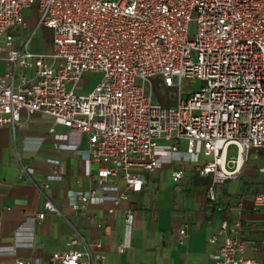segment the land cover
<instances>
[{
	"label": "built area",
	"instance_id": "2783aa9c",
	"mask_svg": "<svg viewBox=\"0 0 264 264\" xmlns=\"http://www.w3.org/2000/svg\"><path fill=\"white\" fill-rule=\"evenodd\" d=\"M28 9H36L37 23L24 38L19 32L28 29ZM40 28L52 30L50 52L29 50ZM1 61L0 127L15 128L23 111L38 112L53 118L51 132L63 125L88 135L99 187L79 194L75 211L99 191L114 192L115 205L128 201L159 167L160 153L179 152L182 143L195 171L213 178L210 201L216 200L214 184L234 176L250 151L264 152V0H0ZM88 73L100 80L82 94L77 86ZM158 75L179 87L175 107L153 97L150 78ZM183 80L201 85L185 97ZM231 145L236 158L228 157ZM260 172L264 177V165ZM184 176L183 168L172 172L176 183ZM253 204L264 209V190ZM47 211L59 212L49 199L27 225ZM123 213L131 224L132 208ZM243 233L240 219L221 220L208 237L217 245L213 264H264L245 256ZM188 235L182 227L178 243ZM78 243L83 249L56 251L48 263L16 256L10 264H104L102 242L75 232L71 245ZM250 246L264 254V241Z\"/></svg>",
	"mask_w": 264,
	"mask_h": 264
},
{
	"label": "crops",
	"instance_id": "0c3cea01",
	"mask_svg": "<svg viewBox=\"0 0 264 264\" xmlns=\"http://www.w3.org/2000/svg\"><path fill=\"white\" fill-rule=\"evenodd\" d=\"M53 125L50 116L23 111L15 128L0 127V264H10L16 256L48 263L56 251L83 249L82 243L71 245L75 232L87 241L102 242L104 264H213L210 255L217 245L208 237L222 219H240L245 256L264 259L262 249L250 246L264 241V209L253 204L264 190V152L250 151L234 176L214 184L216 200L210 201L206 193L213 178L195 171L182 143L179 152L160 153L159 167L146 175L143 190L130 193L128 201L115 205L114 192L99 191L86 208L75 211L72 203L78 195L99 187L97 165L90 160L88 135L73 134L63 125L51 132ZM237 154L231 145L228 157ZM180 168L185 176L176 183L172 172ZM46 199L59 212L47 211L43 220L27 225L28 217L44 210ZM127 206L133 210L131 224L123 213ZM185 226L189 235L179 244Z\"/></svg>",
	"mask_w": 264,
	"mask_h": 264
},
{
	"label": "rangeland",
	"instance_id": "374dc122",
	"mask_svg": "<svg viewBox=\"0 0 264 264\" xmlns=\"http://www.w3.org/2000/svg\"><path fill=\"white\" fill-rule=\"evenodd\" d=\"M27 16V31L19 32V36L24 38L30 37L32 30L35 28L37 23V12L36 9H29L26 12ZM193 30V29H192ZM191 30V32H193ZM52 30L49 28H40L34 35L31 37L29 50L31 51H40V52H50L49 45L51 43ZM0 68L5 69L4 63L0 62ZM100 80V75L95 73H88L81 79L80 83L77 86V91L82 94L90 93L95 85ZM152 84V93L153 97L164 107H175L177 105L179 87L173 86L168 87L164 83L162 76H153L150 78ZM201 83L198 80H183L182 88L183 95L186 97L193 90H197L200 87ZM182 148H185L184 146ZM164 151L169 152L168 149ZM203 155H199V158H202Z\"/></svg>",
	"mask_w": 264,
	"mask_h": 264
},
{
	"label": "trees",
	"instance_id": "16d2710c",
	"mask_svg": "<svg viewBox=\"0 0 264 264\" xmlns=\"http://www.w3.org/2000/svg\"><path fill=\"white\" fill-rule=\"evenodd\" d=\"M51 43H52V36H51Z\"/></svg>",
	"mask_w": 264,
	"mask_h": 264
},
{
	"label": "bare ground",
	"instance_id": "6f19581e",
	"mask_svg": "<svg viewBox=\"0 0 264 264\" xmlns=\"http://www.w3.org/2000/svg\"><path fill=\"white\" fill-rule=\"evenodd\" d=\"M242 160L240 159V162H241Z\"/></svg>",
	"mask_w": 264,
	"mask_h": 264
}]
</instances>
